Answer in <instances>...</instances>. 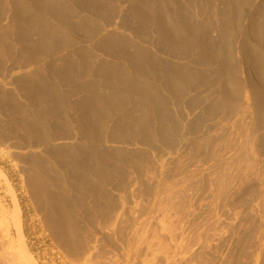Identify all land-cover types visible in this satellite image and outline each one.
<instances>
[{"label": "rangeland", "instance_id": "1", "mask_svg": "<svg viewBox=\"0 0 264 264\" xmlns=\"http://www.w3.org/2000/svg\"><path fill=\"white\" fill-rule=\"evenodd\" d=\"M185 1L178 0L176 4L184 5ZM217 1L203 3L206 22L210 16L214 23L220 19L215 9L222 5ZM252 2L250 10L249 7L246 10L249 14L246 13L245 26L256 24L260 9L264 10V0ZM111 4L116 5L117 13L115 9L111 11ZM176 4L171 0H0V98L4 91H11L21 105L16 114L13 108L0 106V264L32 262L24 253L23 242L11 219L13 192L22 210L24 243L38 264H264V130L255 127L249 86V82L260 85L261 76L248 70L247 61L237 60L235 65L241 70L235 72L242 85L237 102L240 111L207 114L208 104L218 99L214 93L218 81L211 78L210 70L201 65L196 53L188 55L181 49V54L174 56L160 43L158 29L163 20L156 10L161 8L174 16ZM197 6L192 9L200 13L195 16L202 21L205 15ZM104 10L110 13L106 15ZM137 25L152 27L145 28L146 35H142ZM56 48L59 51L55 52ZM144 51L161 59L163 67L166 59L171 66L178 64L179 67L173 65L178 81L190 79L197 67L208 80L190 94L201 98V101L197 98L200 102L196 110L187 109V100L175 94L178 99H172L175 104L170 107L171 128L162 127L169 131L165 135L159 124H152L153 137L156 142L159 140L152 145L121 139L134 122L145 119L146 112L136 107L144 81L139 83L137 80L142 78L137 76V80L133 79L132 66L140 58L142 62ZM253 60L254 56L250 62ZM129 83L133 88L128 90ZM174 85H170L171 92ZM197 113L202 119L192 125L190 120L199 117ZM237 113L247 116L243 126L250 130L253 140L245 142L238 138ZM12 115L22 117L21 122L17 121L19 125L14 124ZM106 116L111 119V123L107 119L110 126H106ZM47 119L51 126L49 134L57 128L54 123L57 120L71 130L67 132L70 134L67 140L63 136L54 139L53 143L58 145L89 143L82 133L90 126L96 125L93 130H106L102 148L113 158L105 155L106 161L112 165L111 160H118L114 162L118 168L113 178L115 188L111 184L106 191L96 187L98 191L70 190V174L60 172L54 158L46 152V143L38 139ZM102 119L106 123L103 129ZM16 127L19 131L14 134ZM26 135L28 139L33 137L34 142L31 139L22 143ZM160 135L165 137L162 142ZM166 136L171 137L172 143L164 144ZM242 143V149L237 148ZM114 153L118 155H111ZM37 169L40 171L36 172ZM34 178L39 185L34 184ZM72 179L79 180L75 176ZM57 207L67 217V226L73 234L65 243L53 237Z\"/></svg>", "mask_w": 264, "mask_h": 264}, {"label": "bare ground", "instance_id": "2", "mask_svg": "<svg viewBox=\"0 0 264 264\" xmlns=\"http://www.w3.org/2000/svg\"><path fill=\"white\" fill-rule=\"evenodd\" d=\"M21 1V0H20ZM26 1V0H25ZM114 1V0H113ZM174 2V4H176V2L178 0H171ZM185 1V0H184ZM252 1L254 0H218L217 2L220 3V5H222L221 7L219 8H216V14L218 15V20H215V23L214 21H211L212 19V16H210V18H208L209 20L206 22V15L203 14L202 12L204 11V4L206 2V0H186L184 5L183 4H180L179 6L176 4L175 6V14L173 16H171V14H166L161 8H157L159 10H156L158 11V16L159 18H161L163 20H161V25L160 23H157V25L159 24L160 25V28L158 29L159 30V33H160V43L167 49L169 50L171 53H173V55H179L177 53H180V50L183 49L184 52H186L188 55L189 54H194L196 53L197 56H199V59L201 61V65L204 66V67H208V72H211L209 73V75L211 74V78L218 81V84L216 85L217 86V89H216V92H214L217 96H218V99H214L213 102L209 103L208 106L205 104V106H207L206 108V111H207V114L209 115H213V114H218L219 112H224L226 111L227 114H224V115H228L229 112L232 113L235 110H239L240 107H237L239 106L240 103H237L238 100L240 99V94H241V86L239 82H241L239 80V82L237 81V66L238 65H235L236 64V61L239 60L242 61L243 63H247L249 64V69L252 73H256V74H259L260 77L256 78V79H259V82L261 83L260 85H256L255 83H251L249 82V86H251V92H250V95L252 96V105H250V110H252L255 114V117H256V126L255 127H258L260 129H263L264 130V10H261L260 9V17L261 18V21L260 19L258 18L256 24L254 23H251L250 25H246L245 26V21H246V10H248L247 8L253 3ZM112 2V1H111ZM181 2V1H180ZM209 2V1H208ZM215 2V3H217ZM204 3V4H203ZM213 3V2H211ZM107 4V3H106ZM110 4V3H109ZM89 5V4H88ZM194 5H198L197 7L200 6V8H198V10H202L200 11L202 13V15L205 17V22L204 20L200 21L199 19L197 20L195 14V11L192 9V7ZM203 5V6H202ZM214 5V4H213ZM217 5V4H216ZM219 5V6H220ZM252 6V5H251ZM111 11H113L114 9L116 10L114 13H117L118 9L116 8V5L114 4H111ZM162 7V6H161ZM195 7V8H197ZM216 7V6H215ZM213 7V8H215ZM9 8V6H8ZM163 8V7H162ZM208 9V7H206ZM205 8V9H206ZM110 9V8H108ZM120 9V8H119ZM173 9V7H172ZM211 9H209L210 11ZM249 10H250V7H249ZM11 11V10H10ZM106 15L109 12L108 10V13L106 12L107 10H104ZM150 10H148L149 12ZM155 11V13H156ZM169 11V10H168ZM208 11V12H209ZM214 11V9H213ZM212 11V12H213ZM145 12V10L143 11ZM172 12V11H171ZM198 12V11H196ZM211 12V11H210ZM10 13V12H9ZM14 13V12H13ZM104 13V14H105ZM113 13V12H111ZM113 13V14H114ZM142 13V12H141ZM143 14V13H142ZM148 14V13H147ZM200 14V13H199ZM197 14V15H199ZM213 13H211L212 15ZM216 14H213V15H216ZM249 14V12H248ZM101 15V14H100ZM103 15V14H102ZM143 15H146V14H143ZM199 16V17H202ZM216 15V16H217ZM11 16V15H10ZM9 16V17H10ZM13 16V15H12ZM98 16V15H97ZM96 16V17H97ZM110 16V15H109ZM108 16V17H109ZM112 16V15H111ZM126 16V15H124ZM215 16V17H216ZM248 16V15H247ZM253 16V15H252ZM258 16V14H257ZM8 17V16H7ZM106 17V16H105ZM149 17V16H147ZM256 17V16H255ZM122 18V17H121ZM124 18V17H123ZM128 18V17H127ZM146 18V17H145ZM214 18V16H213ZM249 18V17H247ZM8 19V18H7ZM101 19V18H99ZM147 19V18H146ZM149 19V18H148ZM203 19V18H202ZM217 19V18H216ZM252 20V18H250ZM106 20V18H105ZM104 20V21H105ZM159 20V21H160ZM11 21V20H9ZM109 21V20H108ZM130 21V20H129ZM144 21V20H143ZM148 21V20H147ZM151 21V20H150ZM157 21V22H159ZM256 21V20H255ZM13 22V21H12ZM97 22V21H96ZM127 22V20L125 21ZM11 23V22H10ZM106 23V22H105ZM136 23V22H135ZM107 24V23H106ZM127 25H131L129 22L126 23ZM143 24V23H142ZM254 24V25H252ZM6 25V24H5ZM8 25V23H7ZM135 25V24H134ZM16 26V23L14 24V27ZM122 26V25H121ZM130 26V27H131ZM138 26V33L139 34H144L146 35L145 33V28L151 26H147V27H142V26ZM146 26V25H144ZM4 27V26H3ZM2 27V28H3ZM152 27V26H151ZM155 27V26H154ZM8 27H6L7 29ZM13 28V27H12ZM16 28V27H15ZM122 28V27H121ZM128 28V26H127ZM11 29V28H10ZM133 29V27H132ZM135 29V28H134ZM150 29V28H149ZM148 29V30H149ZM9 30V29H8ZM13 30V29H12ZM18 30V29H17ZM90 31V30H89ZM147 31V30H146ZM158 32V31H157ZM134 33V32H133ZM92 34V33H91ZM136 34V33H135ZM55 36V35H54ZM94 36V35H93ZM92 36V37H93ZM102 36V35H101ZM86 37V36H85ZM97 37V36H96ZM141 37V36H140ZM81 38V37H80ZM78 38V40L80 39ZM142 38V37H141ZM53 39V38H51ZM58 39V38H57ZM85 40V39H84ZM51 41V40H50ZM68 41V40H66ZM83 41V40H81ZM80 41V42H81ZM86 41V40H85ZM154 41V40H153ZM54 42V40H53ZM52 42V43H53ZM65 42V41H64ZM94 42V40H93ZM21 43V42H20ZM66 43V42H65ZM64 43V45H65ZM146 43V42H145ZM149 43V42H148ZM96 45V44H95ZM94 45V46H95ZM238 45H240L241 47H238ZM49 46V45H48ZM47 46V47H48ZM54 46V45H53ZM58 47V45H55V47ZM54 47V48H55ZM92 47V45H91ZM47 49V48H46ZM49 49H52V47H50ZM57 49V48H56ZM93 49V47H92ZM141 49V48H140ZM48 50V49H47ZM54 51V50H53ZM56 51H59L58 49L55 50ZM61 51V50H60ZM141 52V51H140ZM51 53L53 54V52L51 51ZM50 53V54H51ZM181 54V53H180ZM183 54V53H182ZM141 55H144V57L142 58V62H137L135 61L134 64L132 65L133 66V69H134V73L135 76L133 79H136L135 77L137 76L138 78H142V79H136L138 82L141 80V81H144L143 83V87L142 89H144V93L142 92V94L139 97V99H141L137 106L136 107H139L140 109H143L141 111H144L146 112V114L144 115V112L143 115L145 117V119L142 121L141 119V122H134V124L129 128V131H127V133H125L123 135L122 133V140L123 141H127V140H138V141H142L145 143V145H152L156 142L157 139H155L153 137V133H154V128H152V126L154 125V123H157L159 124V126L167 130H170L169 128L170 127V124L171 123V119H170V115L171 117L172 114L170 113V107H172L173 104H175V102L173 103L172 99L175 100V98H177L178 96L182 97V99H186L187 100V109L188 108H194L197 104V102L199 101L198 99L200 97H197V98H193V97H190V94H192L193 91H197V89L201 87V85L203 84V82L205 81L204 84H207L208 83V80L205 79L204 77H206V75H203L204 77H202V73L200 70H198V67L195 68L196 71L194 72V74L191 76V78L188 80H177V73L176 71L173 69V65L171 66V64H169V60L166 59V61H168L166 64V67H163L164 65H162L161 63V59L159 60L158 57H156L155 55L153 54H150L149 52H142ZM172 55V54H171ZM184 55V54H183ZM186 55V54H185ZM252 56H254V60H253V63L250 62L251 59H252ZM44 57V56H43ZM42 57V58H43ZM137 57V56H136ZM195 57V56H194ZM25 58V57H24ZM41 58V59H42ZM46 58V57H45ZM114 58V57H113ZM172 58V57H171ZM175 58V57H174ZM179 58V57H178ZM180 58H182L180 56ZM28 59V58H27ZM31 59V58H30ZM37 59V57H36ZM35 59V60H36ZM133 59V58H132ZM131 59V60H132ZM135 59V58H134ZM138 59V58H137ZM176 59H177V56H176ZM22 60V59H21ZM32 60V59H31ZM34 60V61H35ZM44 60V59H43ZM144 60V61H143ZM180 60V59H179ZM193 60V59H192ZM33 61V60H32ZM31 61V62H32ZM39 61V60H38ZM36 61V62H38ZM91 61V60H90ZM165 61V60H164ZM197 61V60H196ZM17 62V61H16ZM20 62V61H19ZM26 62V60H25ZM151 62V65L150 63ZM198 62V61H197ZM123 63V62H122ZM133 63V62H132ZM177 63V62H176ZM175 63V64H176ZM196 63V62H195ZM252 63V65H251ZM17 64V63H16ZM21 64V63H20ZM29 64V63H28ZM32 64V63H30ZM169 64V65H167ZM188 64V63H187ZM186 64V66H188ZM253 64H255V67L253 66ZM19 65V64H18ZM131 65V64H130ZM194 65V63H193ZM199 65V63H198ZM241 65V64H240ZM243 65V64H242ZM90 66V65H89ZM121 66V65H120ZM128 66V65H127ZM172 68H171V67ZM174 66H178L179 65H174ZM181 66V65H180ZM184 66V65H183ZM248 66V65H247ZM4 67V66H3ZM46 67V66H45ZM94 67V66H93ZM130 67V66H129ZM191 67V66H190ZM195 67V66H194ZM240 67V66H239ZM189 68V66H188ZM192 68V67H191ZM246 68V66H245ZM88 69V68H87ZM130 69V68H129ZM176 69V68H175ZM180 69V68H179ZM182 69V67H181ZM179 70V71H182V70ZM187 69V67L185 68ZM193 69V68H192ZM190 69V71L192 70ZM193 69V71L195 70ZM206 69V68H205ZM244 69V67H243ZM40 70V69H39ZM38 70V71H39ZM47 70V69H46ZM178 70V68H177ZM189 70V69H187ZM236 70V72H235ZM241 70V69H239ZM238 70V71H239ZM246 70V69H245ZM133 71V70H132ZM131 71V72H132ZM205 71V72H206ZM249 71V72H250ZM87 72V71H85ZM124 72V71H122ZM178 72V71H177ZM94 73V72H93ZM193 73V72H192ZM46 74V73H45ZM137 74V75H136ZM207 74V73H205ZM241 74V72H240ZM247 74V73H246ZM245 74V75H246ZM249 74V73H248ZM247 74V75H248ZM120 75V74H119ZM208 75V76H209ZM253 75V74H252ZM38 76V75H37ZM130 76V75H129ZM127 76V78L129 77ZM207 76V77H208ZM20 77V76H19ZM93 77V76H91ZM124 77V76H123ZM250 77V76H249ZM254 77V76H252ZM251 77V78H252ZM17 78V77H16ZM87 78V77H86ZM90 78V77H88ZM126 78V77H125ZM204 78V79H203ZM251 78L249 79V81L251 80ZM94 79V78H93ZM122 79V78H121ZM129 79V78H128ZM131 79V78H130ZM180 79V78H179ZM209 79V78H208ZM19 80V79H18ZM127 80V79H126ZM16 81V79H15ZM23 81V80H22ZM99 81V80H98ZM101 81V80H100ZM99 81V82H100ZM213 81V80H212ZM216 81V82H217ZM21 82V80H20ZM136 82V81H135ZM214 82V81H213ZM133 83V82H132ZM140 83V82H139ZM175 83V89H174V86H172V88L175 90H173V92H171V88H170V85L171 84H174ZM212 83V82H211ZM210 83V85H211ZM22 84V83H20ZM131 84V83H129ZM142 84V82H141ZM214 84V83H213ZM212 84V85H213ZM19 85V84H18ZM33 85V83H32ZM100 86V84H98ZM1 86V85H0ZM136 86V85H134ZM204 86V85H203ZM214 86V85H213ZM18 87V86H17ZM22 87V86H21ZM23 87H24V84H23ZM129 87H132V84L131 86L128 85V90H129ZM141 87V86H140ZM92 88V87H91ZM90 88V89H91ZM125 88V87H124ZM205 88V87H204ZM203 88V89H204ZM25 89V88H24ZM22 88V90H24ZM93 89V88H92ZM136 90V88H134ZM139 91L141 90L140 88H138ZM4 90V89H3ZM41 90V89H40ZM127 90V89H126ZM125 90V91H126ZM131 90V89H130ZM200 90V89H199ZM205 90V89H204ZM207 90V89H206ZM214 90V89H213ZM26 90H24L25 92ZM137 91V90H136ZM195 91V93H196ZM202 91V90H201ZM212 91V90H211ZM209 91V92H211ZM26 92H31L29 90H27ZM138 92V91H137ZM249 92V91H248ZM20 93V92H19ZM113 93V92H112ZM111 93V94H112ZM131 93V92H129ZM202 93V92H201ZM212 93V92H211ZM3 94V93H1ZM32 94V93H31ZM99 94V93H98ZM176 94V96H175ZM208 94V93H207ZM138 95V94H136ZM196 95V94H195ZM205 95V94H203ZM209 95V94H208ZM212 95V94H211ZM33 96V95H32ZM31 96V97H32ZM128 96H130L128 94ZM206 96V95H205ZM204 97V96H203ZM15 97L12 95L11 91L9 92H5L4 91V94L3 96H1L0 98V106H6L7 107H11L14 109V113L16 114L17 112V109L18 111L21 110V105L18 104L15 99ZM38 98V97H37ZM127 98V97H126ZM188 98V99H187ZM214 98V97H213ZM251 98V97H250ZM178 99V98H177ZM182 99L179 100V102H182ZM203 99V98H202ZM51 100V99H50ZM103 100V99H102ZM185 100V101H186ZM204 100V99H203ZM20 101V100H19ZM137 101V99H136ZM200 101H201V98H200ZM199 101V102H200ZM95 102V101H94ZM105 102V101H104ZM178 102V101H177ZM240 102V101H239ZM103 103V102H102ZM101 103V104H102ZM203 103V101L201 102ZM104 104V103H103ZM125 104V103H124ZM180 104V103H179ZM199 104V103H198ZM197 104V105H198ZM238 104V105H237ZM59 105V104H58ZM97 105V104H96ZM131 105V104H130ZM181 105V104H180ZM54 106V105H53ZM128 106V105H127ZM176 106V105H175ZM184 106V104H183ZM199 106V105H198ZM197 106V107H198ZM203 106V104H202ZM6 107V108H7ZM58 107V106H57ZM123 107V106H122ZM135 107V108H136ZM107 108V106H106ZM121 108V107H120ZM186 108V107H185ZM197 108L195 107V110ZM200 109V108H199ZM5 110V109H4ZM139 110V109H138ZM137 110V111H138ZM194 110V111H195ZM204 110V108H203ZM25 111V110H23ZM33 111V110H32ZM136 111V110H135ZM140 111V112H141ZM206 111L204 113H206ZM240 111V110H239ZM26 112V111H25ZM33 113V112H32ZM31 113V114H32ZM244 113V112H243ZM18 114H20L18 112ZM22 114V112H21ZM200 114V113H199ZM199 114L197 113V115L199 116ZM141 115V114H140ZM201 115V114H200ZM13 116V115H12ZM218 116V115H217ZM237 116H239L238 120L239 121H235L236 124L238 127L237 129V136H239L238 138L242 139V141L245 140V142L248 141V139L250 140H253V137L252 135L250 134V130L248 131L247 128H245V126H243L245 123V120L247 119L246 115L245 117H241L238 113H237ZM32 117V116H31ZM63 117V116H62ZM103 117V116H101ZM196 117V116H195ZM193 117V121L192 119L190 120V122H192V125L196 122V121H199L202 119V116H199V117ZM228 117V116H227ZM12 118L13 119V122L14 124H17V121L18 122H21V118L20 115L18 116H13ZM183 118V117H182ZM181 118V120H182ZM204 118V117H203ZM28 119V118H27ZM59 119V118H58ZM96 119V118H95ZM99 119V118H98ZM107 119H109L108 121H110L111 119L110 118H107L106 116V123H107ZM178 119V118H177ZM184 119V118H183ZM92 120V119H91ZM97 120V119H96ZM95 120V121H96ZM105 120H101L102 121V124H100L102 126V129L103 127H105L104 125H106L105 123ZM139 120V119H138ZM187 120V119H186ZM204 120V119H203ZM71 122V120H69ZM99 121V120H98ZM176 124V121H175V118L173 120ZM184 121V120H182ZM180 121V122H182ZM27 122V121H26ZM51 122V120H50ZM54 122V121H53ZM63 122H66V121H63ZM68 122V120H67ZM66 122V124H68ZM189 122V123H190ZM52 123V122H51ZM56 127L57 128H54L53 131L54 132H51L50 134L47 133L49 131V129L51 128V126H49V120L47 119L46 122H43L42 124V129L41 131L43 132V135L41 134V136L39 135V138L42 142L46 143L43 145L46 147V152L47 154L49 155V157H51L52 159L54 158V164L57 163L56 166H58L57 168L60 169V172H62L61 170H64V172H68L69 174V182H68V186L70 188V190H81V189H84V192L87 190V191H90V190H93L95 187L99 189V191H106V189L108 188L109 185L113 184V187L116 183H114L113 181V178L116 177L117 175V171H116V165L114 164V162L118 161L115 158L114 160H111L113 162V164L111 165L110 163H108L106 161V158L107 156L105 155H109L108 153H106L105 149L102 148V141L105 139L104 137V134H106V130H101V126L99 131L97 130H93V127L96 126L94 125L92 128L90 126V128L92 130H87V126H86V130L85 127H84V132L82 133V135L85 137V139L89 142L87 144H83L80 142V144L78 143H75V144H61V145H58L57 143H53L55 140V138L57 136H63L64 139L67 137L68 133L67 132H70L69 129L67 128L66 129V125L62 126L61 125V121L57 120L56 122ZM76 123H78L76 121ZM80 123V122H79ZM97 122H94L93 124H95ZM111 123V121H110ZM166 123V124H165ZM13 124V123H12ZM63 124V123H62ZM71 124V123H70ZM74 124V123H73ZM99 125V123H97ZM153 124V125H152ZM174 124V125H175ZM186 124V123H185ZM188 124V123H187ZM19 125V123L17 124ZM21 125V123H20ZM54 125V124H53ZM72 125V124H71ZM70 125V126H71ZM87 125V124H86ZM89 125V124H88ZM97 125V126H98ZM110 126V124L107 123L106 126ZM113 125V124H112ZM40 126V125H39ZM48 126L50 128H48ZM66 126V127H65ZM69 126V124H68ZM80 126V125H79ZM188 126H190L188 124ZM233 128L235 126V123H233ZM73 126H71L70 128H72ZM82 127V128H83ZM112 127V126H111ZM89 128V129H90ZM106 128V127H105ZM104 128V129H105ZM108 128V127H107ZM174 127H172L173 129ZM197 128V127H196ZM17 127L15 128V130H13V133L14 134H17L18 131L16 130ZM96 129V127L94 128ZM111 129V128H110ZM158 129V128H157ZM156 129V130H157ZM160 129V132L163 131V133L165 134V129ZM26 130V128H25ZM109 130V129H108ZM197 130V129H196ZM81 131V130H80ZM106 133H105V132ZM110 131V130H109ZM108 131V132H109ZM126 131V130H125ZM172 131V130H171ZM247 131V132H246ZM167 132V131H166ZM169 132V131H168ZM167 132V133H168ZM173 132V131H172ZM171 132V133H172ZM194 132V130H193ZM198 132V131H197ZM71 133V132H70ZM114 133V132H113ZM157 133V132H156ZM162 133V135H163ZM170 133V134H171ZM48 134V135H47ZM110 134V133H109ZM112 134V133H111ZM116 134V133H115ZM118 134V133H117ZM169 134V135H170ZM70 135V134H69ZM68 135V136H69ZM74 135V134H73ZM86 135V136H85ZM162 135H160V138H161V142L164 140L165 137H163ZM166 135V134H165ZM191 135V133H190ZM27 136V135H26ZM35 136V135H34ZM157 136V135H156ZM155 136V137H156ZM31 136L29 135V138ZM114 137V136H113ZM111 137V138H113ZM119 137V136H118ZM121 137V136H120ZM262 140H263V143H264V136H262ZM22 138V137H21ZM36 138V137H35ZM68 138V137H67ZM66 138V140H67ZM72 138V137H71ZM107 138V137H106ZM110 138V137H109ZM117 138V137H116ZM157 138V137H156ZM175 138V137H173ZM33 139V137L31 138ZM31 139H28V136L27 137H23L21 142L22 143H28L31 141ZM59 139H62V138H59ZM63 139V140H64ZM118 139V138H117ZM188 139V138H187ZM20 140V138H19ZM58 140V139H57ZM81 140V139H80ZM106 140V139H105ZM112 140V139H111ZM119 140V139H118ZM171 137L169 136H166V141H164V144L165 142H171ZM189 140V139H188ZM249 140V141H250ZM36 141V140H35ZM39 141V140H38ZM37 141V142H38ZM46 141V142H45ZM59 141V140H58ZM82 141V140H81ZM108 141V140H107ZM113 141V140H112ZM117 141V140H115ZM137 141V142H138ZM174 141V140H173ZM31 142H34V139L31 141ZM36 142V143H37ZM63 142V141H62ZM83 142H86L85 140ZM121 142V140H119V143ZM131 142V141H130ZM135 142V141H134ZM190 142V141H188ZM244 142V143H245ZM254 142V141H252ZM122 143V142H121ZM133 143V141H132ZM168 143H166L168 145ZM172 143V142H171ZM170 143V144H171ZM241 143V142H240ZM244 143L242 144H238L239 149H242L240 147H242V145H244ZM249 143V142H248ZM38 144V143H37ZM78 144V145H76ZM169 144V145H170ZM236 145V144H235ZM41 147V146H39ZM120 148V147H119ZM110 149V148H109ZM107 149V150H109ZM115 149V148H114ZM120 150V149H119ZM125 150V149H124ZM70 152L71 155L68 154V152ZM117 151V149H116ZM108 152V151H107ZM121 152V151H120ZM119 152V153H120ZM68 155H67V154ZM117 153V152H116ZM241 154V153H240ZM111 155H118V154H111ZM126 155V154H125ZM110 156V155H109ZM108 156V157H109ZM128 156V155H127ZM240 156V155H239ZM106 157V158H105ZM111 157V156H110ZM109 157V158H110ZM108 158V160H109ZM128 158V157H127ZM245 158V157H244ZM111 159H113L111 157ZM53 161V160H52ZM120 162V161H119ZM63 163V164H62ZM64 163H66V166H67V163L69 166L65 167ZM121 163V162H120ZM69 167V168H68ZM56 168V167H55ZM56 168V169H57ZM124 168V167H123ZM118 169V168H117ZM38 170V169H37ZM36 172H39L40 169ZM58 171V170H57ZM35 172V171H34ZM1 174L6 178V175L4 173L1 172ZM73 175V176H72ZM79 178V180H75V179H72V177L74 178ZM35 179V178H34ZM39 185V181L37 179L34 180V184ZM117 185V184H116ZM119 187V186H117ZM95 188V189H96ZM115 188V187H114ZM98 189H96L98 191ZM95 190V191H96ZM115 190V189H114ZM36 191V190H35ZM83 191V190H82ZM13 198H14V210L12 212V215H11V219H12V222L14 223L16 229L18 230L19 232V235L21 237V240L23 242V248H24V253L25 255H27L28 257L31 258L32 262L30 261V264H38L33 258H32V255L31 253L29 252V250L27 249V246L26 244L24 243L25 241V237H24V234H23V228H22V210H21V207H20V204L17 200V197L16 195L14 194L13 192ZM59 207H57L55 213L58 211ZM58 213V212H57ZM52 214V213H51ZM60 214V215H59ZM59 214L56 215V218H55V221L54 219H52L54 221V225L56 227V229L54 228L53 230V237L55 239H58V241H64L65 242H68L71 237L73 238V234H72V231L71 229L67 226V223L66 221L67 220V217L65 216V214L62 212V209L60 208L59 209ZM59 215V217H58ZM49 220V219H48ZM47 220V221H48ZM53 221H49V222H53ZM66 224V225H65ZM49 225V223H48Z\"/></svg>", "mask_w": 264, "mask_h": 264}]
</instances>
